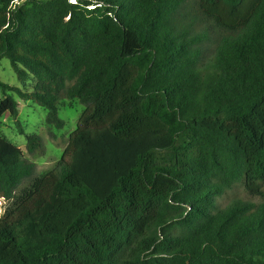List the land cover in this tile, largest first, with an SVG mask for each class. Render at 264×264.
<instances>
[{
	"label": "trees",
	"instance_id": "16d2710c",
	"mask_svg": "<svg viewBox=\"0 0 264 264\" xmlns=\"http://www.w3.org/2000/svg\"><path fill=\"white\" fill-rule=\"evenodd\" d=\"M14 2L0 58L31 85L0 80V116L86 107L39 175L0 135V264H264V202L217 201L264 195V0Z\"/></svg>",
	"mask_w": 264,
	"mask_h": 264
},
{
	"label": "rangeland",
	"instance_id": "374dc122",
	"mask_svg": "<svg viewBox=\"0 0 264 264\" xmlns=\"http://www.w3.org/2000/svg\"><path fill=\"white\" fill-rule=\"evenodd\" d=\"M0 80L26 91L30 89L31 85L30 82L23 85L17 79L7 58H0ZM12 95L18 101V114L17 117H13L9 113H3L0 116V135L19 146L28 158L36 162V175L53 169L62 156L69 134L76 128L86 106L78 100L60 106L58 116L65 123L63 127L58 129L47 126L45 120L46 108L31 100H23L15 92H12ZM18 123L23 128L22 133L18 131ZM31 132L38 134L43 142V154L36 158L26 151L27 140L25 134ZM237 199L259 204L264 202V195L250 194L245 189L243 182H237L222 196L218 197L217 201L220 206L224 207ZM7 206L8 202L0 199V215Z\"/></svg>",
	"mask_w": 264,
	"mask_h": 264
},
{
	"label": "built area",
	"instance_id": "2783aa9c",
	"mask_svg": "<svg viewBox=\"0 0 264 264\" xmlns=\"http://www.w3.org/2000/svg\"><path fill=\"white\" fill-rule=\"evenodd\" d=\"M78 0H69V2L71 3H76ZM19 3V0H15V2L13 3V5Z\"/></svg>",
	"mask_w": 264,
	"mask_h": 264
}]
</instances>
